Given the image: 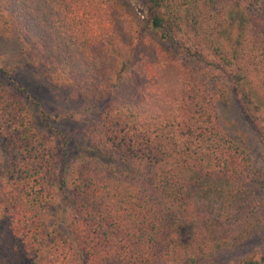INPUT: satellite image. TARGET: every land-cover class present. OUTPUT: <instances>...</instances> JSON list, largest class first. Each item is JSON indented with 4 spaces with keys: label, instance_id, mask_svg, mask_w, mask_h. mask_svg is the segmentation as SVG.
I'll use <instances>...</instances> for the list:
<instances>
[{
    "label": "trees",
    "instance_id": "1",
    "mask_svg": "<svg viewBox=\"0 0 264 264\" xmlns=\"http://www.w3.org/2000/svg\"><path fill=\"white\" fill-rule=\"evenodd\" d=\"M141 1L146 35L118 0H0L46 77L111 97L69 162L0 81V264H219L264 232V170L218 117L231 87L264 147V0Z\"/></svg>",
    "mask_w": 264,
    "mask_h": 264
},
{
    "label": "rangeland",
    "instance_id": "2",
    "mask_svg": "<svg viewBox=\"0 0 264 264\" xmlns=\"http://www.w3.org/2000/svg\"><path fill=\"white\" fill-rule=\"evenodd\" d=\"M141 27L144 6L141 0H118ZM143 28V29H142ZM0 81L7 84L29 105L47 134L52 136L60 148L67 153L69 162L85 150L84 134L98 120L101 112L111 102L110 96L90 97L75 86L58 84L44 74L42 68L29 58L28 45L16 33L0 31ZM45 117V120L42 117ZM218 117L224 129L240 140L252 153L255 161L264 170V147L259 133L244 112L234 90L218 106ZM5 167V156L0 151V178ZM52 220L58 229L64 218V210L57 205ZM57 228V227H56ZM264 247V232L258 231L253 238L232 252L219 255V264L232 261L248 252Z\"/></svg>",
    "mask_w": 264,
    "mask_h": 264
}]
</instances>
